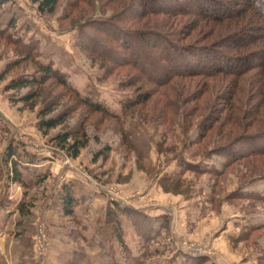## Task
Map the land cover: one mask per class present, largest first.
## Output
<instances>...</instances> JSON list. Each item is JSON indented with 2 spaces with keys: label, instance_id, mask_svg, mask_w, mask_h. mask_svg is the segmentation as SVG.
<instances>
[{
  "label": "rangeland",
  "instance_id": "rangeland-1",
  "mask_svg": "<svg viewBox=\"0 0 264 264\" xmlns=\"http://www.w3.org/2000/svg\"><path fill=\"white\" fill-rule=\"evenodd\" d=\"M41 1L12 0L1 19L15 17L17 36L27 27L25 39L38 43L36 60H51L74 88L96 96L115 118L78 107L64 127L45 137L35 113L62 94L60 88L53 86L49 99L42 93L33 112L8 102V117L0 113V264H264V106L249 114L260 103L253 98L256 74L239 84L244 94L251 92L248 101L228 100L232 77L191 74L195 58L173 50L134 52L142 73L110 64L86 46L92 38L116 50L94 27L116 23L114 15L123 29L146 32L164 19L147 16L148 25L133 26L127 21L133 10L126 15L107 0H57L52 14L41 13ZM119 13L126 16L117 18ZM162 57L174 58L163 63ZM18 59V49L0 39V73ZM19 63L0 83L5 100L18 95L3 92L9 80L36 73L33 62ZM144 93L150 95L146 104L122 107ZM71 106L65 97L55 114ZM77 128L88 143L73 159L51 139ZM10 144L16 154L6 163ZM225 145L226 151L218 150ZM225 153L242 158L232 162ZM13 162L25 179L33 173L46 180L29 188L13 183ZM66 192L74 200L69 215ZM111 206L119 211L111 213Z\"/></svg>",
  "mask_w": 264,
  "mask_h": 264
},
{
  "label": "trees",
  "instance_id": "trees-1",
  "mask_svg": "<svg viewBox=\"0 0 264 264\" xmlns=\"http://www.w3.org/2000/svg\"><path fill=\"white\" fill-rule=\"evenodd\" d=\"M107 1L109 4L113 3L115 7H119L120 5L126 15L129 9L133 10L132 13L134 14L130 19H127L133 26L140 24H143V26L148 25L145 21L147 16L161 17L164 19V23H162L163 25H155V27L158 28L152 29V31H131L123 29L121 26H123L124 23L117 21L118 19L113 15L111 20L116 23H109L106 27L94 28L111 42L113 48L115 45L116 50L113 51L107 44L105 45L108 47L102 45L100 41L91 38V43H88L86 46H88L90 52L96 58L113 65L129 66L134 70L139 69L140 73H142L141 71H144L142 69L144 64L139 63L138 57L135 56L134 52L145 50H147L148 53H150V51L172 52L173 50L179 57L182 53L186 57L191 56L195 58V65H191L190 69H188V72L191 74H200L208 78H213L215 75L232 77L235 84L230 88L231 93H229L228 100L234 98L248 101L250 96H252L251 92L246 89L244 94L243 86H239V84L240 82L243 83L246 81L250 83L251 79L246 77H248L249 74L255 73L257 82L256 85L253 86L255 89L253 98L256 99L260 97V103L258 104L259 109L258 107L257 109H249V114H252L253 111H255V113L259 112L261 106H264V0ZM11 3L12 0H0V39L3 40L5 44L16 47L18 52L23 56V60L18 59L9 62L0 73V83L6 81L9 72L20 66V61L33 62L36 67V73L35 75L14 77L7 82L3 88V92L18 93L16 96H8V102L12 105L22 104L23 107H27L28 110L33 112L36 110V104L38 100L41 99L42 93L47 91L45 96L47 95L46 98L49 99L50 96H52L51 94H53V92H51L52 87L60 88L62 94L56 97V99H53L52 102L41 106L35 113L36 128L38 132L45 137L50 131L64 127L78 107L84 108L85 111L90 114L115 118L114 114L110 112L107 106L98 100L96 96L90 93L84 96L78 89L74 88L69 83L68 77L59 69L53 67L51 60H48L46 63L36 60L38 43L36 40H30V37L25 39V36L28 35L30 30L24 27L22 34L17 36L16 32L19 30L15 17L11 16L6 22L1 19L2 8ZM56 5L57 0H42L38 4V10L41 13L45 12L52 14L55 11ZM121 14L122 13H119L120 16L117 18L124 15ZM179 26H181L180 29H178ZM159 28L165 30V32L159 31ZM242 36L249 37L244 40ZM153 38H156V40ZM184 40H191L195 42V44L180 47L177 44L178 41L183 42ZM161 44H163V49H161ZM201 44L204 45L202 46ZM220 49L224 51H220ZM245 52H249L247 54L250 55L248 58L245 57ZM171 59L162 57L161 61L163 63H171ZM177 60H179V58ZM218 62H220L221 65H219ZM197 65L202 66V68L197 69ZM235 65H239V67L237 68ZM170 72L172 73L171 70ZM172 77H175V75ZM48 84L49 88L47 89L46 86ZM22 90H27V92L20 94ZM149 96L150 95L147 93L139 95L136 100L122 103V107L128 111L142 106L150 100ZM65 97H68L70 102L72 101V106L55 114L56 109L59 108L60 101ZM207 121L208 120L203 122L199 128L201 131L206 127ZM51 142L62 150H65L73 159L79 156L80 151L84 149L88 143L86 133L81 128L60 132L51 139ZM226 148L227 146L225 145L218 150L226 151ZM15 154V147L10 144L6 149V163H12V157ZM250 154L248 155L252 156ZM224 155L232 162L242 158L241 155L237 156L236 154H233L232 157H229L228 153ZM244 155L245 158L249 157L246 154ZM185 168L187 170L199 169L191 165H185ZM10 174V180L23 188L40 185L46 180L45 177L33 173H30L28 178L25 179L14 162L11 165ZM73 202L74 200L71 193L66 192V195L63 197L65 214H72L70 207L73 206ZM110 208H112V210ZM110 208L109 211L111 213L119 211L118 208L114 206ZM17 212L19 215H25L22 208L18 207ZM137 230L140 232L138 228ZM142 239L145 240L147 244V238L142 236ZM198 261H202V259Z\"/></svg>",
  "mask_w": 264,
  "mask_h": 264
},
{
  "label": "crops",
  "instance_id": "crops-1",
  "mask_svg": "<svg viewBox=\"0 0 264 264\" xmlns=\"http://www.w3.org/2000/svg\"><path fill=\"white\" fill-rule=\"evenodd\" d=\"M10 104L8 103L7 100H5L4 97H2L0 95V113L4 116H7V114L5 112H8V110H10V108L8 107ZM11 106V105H10ZM4 116V117H5ZM8 117V116H7Z\"/></svg>",
  "mask_w": 264,
  "mask_h": 264
}]
</instances>
